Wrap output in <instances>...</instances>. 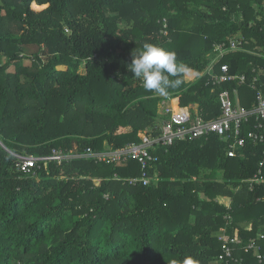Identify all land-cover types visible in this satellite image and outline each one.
<instances>
[{"label": "trees", "instance_id": "16d2710c", "mask_svg": "<svg viewBox=\"0 0 264 264\" xmlns=\"http://www.w3.org/2000/svg\"><path fill=\"white\" fill-rule=\"evenodd\" d=\"M237 37L243 51L223 63L250 78L264 72V0H0V264H171L186 255L217 264L222 228L255 238L264 229V183L250 190L246 182L264 160L262 144L235 158L218 135L155 147L146 186L128 182L142 177L136 161L49 162L25 175L12 155L116 151L140 133L158 137L171 120L163 101L197 105L192 115L212 121L220 92L237 87L252 107L247 85L212 88L204 75L214 45ZM145 42L185 66L166 97L128 70ZM236 251L242 264L256 263Z\"/></svg>", "mask_w": 264, "mask_h": 264}, {"label": "built area", "instance_id": "2783aa9c", "mask_svg": "<svg viewBox=\"0 0 264 264\" xmlns=\"http://www.w3.org/2000/svg\"><path fill=\"white\" fill-rule=\"evenodd\" d=\"M162 33L168 35L167 24ZM244 38H230L226 41L214 45L210 54L212 58L204 75L206 84L209 87L217 88L224 85H247L255 94L252 107L248 108L242 104L239 89L234 87L232 90L224 89L219 94V104L221 115L212 121H205L199 116H193L191 107L178 111L182 114L176 116V111L171 105V101H163L161 113L171 114V120L163 126L162 134L154 137L146 132L140 133V142L131 143L120 150L113 151L107 149L105 152H95L87 149L84 153H67L60 149H53L50 155L20 156L12 153L17 159L16 167L27 175L36 173V169L41 168V164L55 162L61 166L74 159H93L97 163H116L125 164L129 161H136L141 165L143 174L140 178H131L128 182L131 185H149L151 179L145 172L152 163L158 162V157L152 154L155 147L168 149L176 142L194 141L206 138L211 135H218L228 144V157L235 158L240 154L241 149L246 148L249 143L264 145V82L263 71L253 70L252 78L246 74L232 73L228 63H223L226 56L237 51H243ZM245 125L252 126L246 134L243 133ZM35 169V170H34ZM250 190L255 185L264 183V160L260 163V169L255 177L246 182ZM219 241L221 253L218 256L217 264H242V259L236 257V248L245 253H253L256 259L255 264H264V229L255 238L245 242L243 238L230 236L225 228L220 230Z\"/></svg>", "mask_w": 264, "mask_h": 264}, {"label": "clouds", "instance_id": "9594fccd", "mask_svg": "<svg viewBox=\"0 0 264 264\" xmlns=\"http://www.w3.org/2000/svg\"><path fill=\"white\" fill-rule=\"evenodd\" d=\"M185 66L177 62L176 54L158 44L145 42L141 49L132 53V61L128 70L134 78L141 81L143 88L166 97L170 89H177L183 83L179 73ZM171 264H200L191 255L183 260H173Z\"/></svg>", "mask_w": 264, "mask_h": 264}, {"label": "crops", "instance_id": "0c3cea01", "mask_svg": "<svg viewBox=\"0 0 264 264\" xmlns=\"http://www.w3.org/2000/svg\"><path fill=\"white\" fill-rule=\"evenodd\" d=\"M171 105L174 107L175 111H176V116H180L181 117V113L178 111V107L179 106V101L178 99H174L172 102H171ZM193 110H195V112L198 111V106L197 105H194L191 107ZM218 201L220 204H223L225 205L226 207H230L231 206V200L229 198H224V197H220L218 198Z\"/></svg>", "mask_w": 264, "mask_h": 264}, {"label": "rangeland", "instance_id": "374dc122", "mask_svg": "<svg viewBox=\"0 0 264 264\" xmlns=\"http://www.w3.org/2000/svg\"><path fill=\"white\" fill-rule=\"evenodd\" d=\"M37 52V48L36 47H31L30 49H28L27 53L28 55H34ZM211 54V53H210ZM210 56V55H209ZM212 58V56H210Z\"/></svg>", "mask_w": 264, "mask_h": 264}, {"label": "water", "instance_id": "95a60500", "mask_svg": "<svg viewBox=\"0 0 264 264\" xmlns=\"http://www.w3.org/2000/svg\"><path fill=\"white\" fill-rule=\"evenodd\" d=\"M8 151V150H7Z\"/></svg>", "mask_w": 264, "mask_h": 264}]
</instances>
